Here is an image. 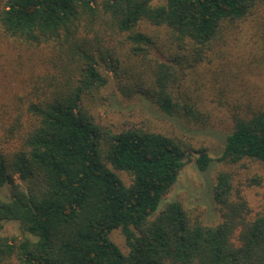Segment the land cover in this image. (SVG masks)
<instances>
[{
	"label": "trees",
	"instance_id": "1",
	"mask_svg": "<svg viewBox=\"0 0 264 264\" xmlns=\"http://www.w3.org/2000/svg\"><path fill=\"white\" fill-rule=\"evenodd\" d=\"M262 5L0 0V49L13 56L0 61V264H264V203L236 194L229 171L214 185L219 224L162 202L194 151L211 166L207 147L100 114L206 122L190 75ZM238 107L219 160L264 163V106Z\"/></svg>",
	"mask_w": 264,
	"mask_h": 264
},
{
	"label": "rangeland",
	"instance_id": "2",
	"mask_svg": "<svg viewBox=\"0 0 264 264\" xmlns=\"http://www.w3.org/2000/svg\"><path fill=\"white\" fill-rule=\"evenodd\" d=\"M228 41L227 45L217 50L218 53L209 54L210 62L199 68L196 77L192 72L187 83L194 98H200L206 103L205 112L208 114L206 122L189 123L193 126L184 124L186 125L184 127L175 121L165 119L157 112L151 113L154 115L126 117L114 109L108 112H105V108L100 110L105 121L143 122L154 130L177 135L196 150L207 147L213 158L211 166L201 170L195 161L198 153L194 151L162 202L179 200L192 214L199 215L204 223L210 225L223 221L221 210L213 198L216 176L222 171L233 174L236 194H244L257 209L264 203V163L251 159H245L237 164L219 160L225 143V134L232 128L231 117L240 112L238 105L241 104V108L244 109L250 105L264 106V5L247 20L240 22ZM8 55L9 51L5 46L0 49L2 56L0 61L4 63L13 57L8 58ZM11 87L4 90L10 92L19 90H16L17 86ZM139 105L143 103L139 102ZM255 175L261 176L263 183L250 187L249 179L252 180ZM6 233L9 235L13 231L7 229ZM112 237L124 251L127 250L120 230H115Z\"/></svg>",
	"mask_w": 264,
	"mask_h": 264
}]
</instances>
